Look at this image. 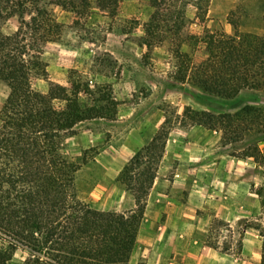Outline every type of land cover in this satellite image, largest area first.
Returning a JSON list of instances; mask_svg holds the SVG:
<instances>
[{
	"label": "rangeland",
	"instance_id": "1",
	"mask_svg": "<svg viewBox=\"0 0 264 264\" xmlns=\"http://www.w3.org/2000/svg\"><path fill=\"white\" fill-rule=\"evenodd\" d=\"M115 1V5L109 1L108 7L101 10L96 0H91L88 8H78L76 12L54 5L52 9L55 19L62 24V34L43 50L41 57L47 65V77L32 79V88L45 94L51 83L68 86L71 75L72 80L88 83L91 89L97 87L101 91L99 96L108 98L107 104H101L105 117L83 123L77 134L65 142L71 157L80 156L83 150L95 153L90 151L87 155H95V162L90 160L76 175L77 195L97 210L130 209L133 199L116 178L130 157L151 141L168 118L173 128L168 138V153L161 161L157 177L171 182L182 161L180 171L190 181L179 188L183 193L181 200L191 185L198 194L204 189L212 196L207 209L197 210L198 237L206 244L231 246L230 251L237 255L244 225L255 222L261 208L254 192L264 176V90H243L235 98H223L198 89L188 74L208 56L209 47L203 42L206 35L212 31L233 34L226 16L233 4L242 0H203L200 9L197 0H175L170 6L156 9L151 6V0ZM153 14L157 24L164 22L165 28L172 30L160 41L155 35L151 38L145 34V25L151 22ZM173 22L180 26L179 35L173 29ZM252 24L259 33L262 23L253 19ZM15 28L13 18L5 24L3 32L10 34ZM177 53L185 57L179 59ZM7 93L6 85L0 82V108ZM87 98L89 95L82 96L85 103L91 104ZM247 105L257 110L243 114L242 109ZM203 111L215 116L236 115L237 124H241V130L237 131L240 133L234 135L232 129L227 131L219 123L211 128L179 124L177 116ZM251 156L263 159L260 157L255 162ZM217 188L231 193L235 215L226 203L216 214ZM161 189L171 190L168 185ZM216 220L229 226L217 225ZM139 244L129 264L145 263ZM26 257L27 252L20 249L12 264H21Z\"/></svg>",
	"mask_w": 264,
	"mask_h": 264
},
{
	"label": "trees",
	"instance_id": "2",
	"mask_svg": "<svg viewBox=\"0 0 264 264\" xmlns=\"http://www.w3.org/2000/svg\"><path fill=\"white\" fill-rule=\"evenodd\" d=\"M90 1L0 0V82L8 89L0 108V264H12L20 249L27 252L21 264H129L137 246L147 199L173 128L171 121L165 119L116 178L132 197L133 206L122 212L101 211L82 201L75 188L78 172L90 160L95 162L94 151L83 150L80 156L71 157L65 142L83 123L105 117L101 104H107L108 98L100 97L97 87L91 89L88 83L72 80L71 75L68 86L51 83L45 94L32 88V79L47 77V65L41 57L45 46L62 34V24L55 19L52 7L76 12L88 8ZM109 1L116 3H96L105 10ZM202 1L197 0L198 9ZM173 3L175 0H151L155 9ZM233 5L226 16L233 34L212 31L205 36L206 41L201 38L209 47L208 56L188 74L198 89L223 98H235L243 90H264V0H242ZM13 18L16 28L5 34L3 28ZM253 19L262 23L259 33L254 30ZM174 28L179 35L180 26L175 22ZM170 31L164 22L157 24L154 14L145 25L146 37L155 35L158 41ZM183 57L185 54L177 53V58ZM85 94L91 104L82 100ZM256 110L247 105L242 112L248 115ZM235 116L203 111L185 112L177 119L181 126L211 128L219 123L238 135L241 124ZM90 151L93 154L87 157ZM256 153L261 155L258 150ZM260 157L253 158L257 162ZM254 194L261 201L260 213L255 222L244 225L239 247L243 231L256 230L264 264V176ZM216 224L229 226L220 220ZM207 245L222 253L231 249L228 245Z\"/></svg>",
	"mask_w": 264,
	"mask_h": 264
},
{
	"label": "crops",
	"instance_id": "3",
	"mask_svg": "<svg viewBox=\"0 0 264 264\" xmlns=\"http://www.w3.org/2000/svg\"><path fill=\"white\" fill-rule=\"evenodd\" d=\"M174 152L176 154V148ZM166 153L168 141L164 155ZM181 165L182 161L171 182L157 177L149 193L137 237V245L140 243L143 248L144 264H261L262 241L254 229L243 231L241 250L237 255L232 250L227 253L215 250L198 237L197 210L207 209L212 196L204 189L198 194L196 187L191 185L182 201L183 193L179 188L187 186L190 177L180 171ZM160 169L159 166V173ZM167 185L171 189L169 192L161 189ZM214 198L216 214L226 203L235 215L230 192L217 188ZM131 259L132 255L130 262Z\"/></svg>",
	"mask_w": 264,
	"mask_h": 264
}]
</instances>
